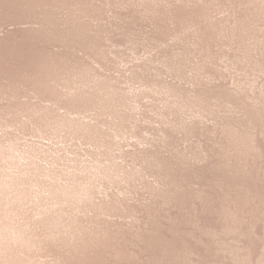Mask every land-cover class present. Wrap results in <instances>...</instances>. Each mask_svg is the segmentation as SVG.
<instances>
[{
	"label": "rangeland",
	"instance_id": "rangeland-1",
	"mask_svg": "<svg viewBox=\"0 0 264 264\" xmlns=\"http://www.w3.org/2000/svg\"><path fill=\"white\" fill-rule=\"evenodd\" d=\"M0 264H264V0H0Z\"/></svg>",
	"mask_w": 264,
	"mask_h": 264
}]
</instances>
